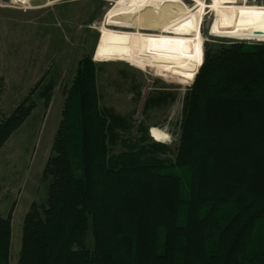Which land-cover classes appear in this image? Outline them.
Listing matches in <instances>:
<instances>
[{"label": "trees", "instance_id": "16d2710c", "mask_svg": "<svg viewBox=\"0 0 264 264\" xmlns=\"http://www.w3.org/2000/svg\"><path fill=\"white\" fill-rule=\"evenodd\" d=\"M96 69L82 59L65 92L45 200L24 216L17 264H264V42L198 52L173 158L158 156L169 147L147 142L141 123L136 136L99 106ZM28 110L0 121V148ZM10 241L8 213L0 264Z\"/></svg>", "mask_w": 264, "mask_h": 264}, {"label": "rangeland", "instance_id": "374dc122", "mask_svg": "<svg viewBox=\"0 0 264 264\" xmlns=\"http://www.w3.org/2000/svg\"><path fill=\"white\" fill-rule=\"evenodd\" d=\"M248 2L264 4L261 0ZM115 3L116 0H0V121L18 108H29L0 148V216L11 215L9 264L18 261L25 214L32 203L45 200L42 171L62 117L65 92L82 59L90 57L97 67L99 106L129 118L133 123L131 133L136 136L141 123L147 128V142L169 147L158 156L173 158L184 97L200 67L191 81L198 52L203 48L204 58L206 43L264 42L210 34L213 12L208 7L203 8L200 17L196 14V36L126 33L123 30H140L104 23ZM48 83L52 85L51 96L45 106L40 92ZM157 97L164 100L152 103L151 99ZM151 126L166 132L167 140H154ZM113 149L117 151L119 146ZM180 175L185 181V173ZM87 243L91 246L90 236Z\"/></svg>", "mask_w": 264, "mask_h": 264}, {"label": "bare ground", "instance_id": "6f19581e", "mask_svg": "<svg viewBox=\"0 0 264 264\" xmlns=\"http://www.w3.org/2000/svg\"><path fill=\"white\" fill-rule=\"evenodd\" d=\"M206 7L213 12L209 25L210 34L264 40V4L248 0H210L209 3L204 0H193L191 5L183 0H116L108 11L104 23L140 30H123L132 34L196 36L199 34L196 14L200 17L201 11ZM146 30L166 34L147 33ZM150 136L156 141H166L168 138L166 132L155 126L150 127Z\"/></svg>", "mask_w": 264, "mask_h": 264}, {"label": "built area", "instance_id": "2783aa9c", "mask_svg": "<svg viewBox=\"0 0 264 264\" xmlns=\"http://www.w3.org/2000/svg\"><path fill=\"white\" fill-rule=\"evenodd\" d=\"M261 1H264V0H261Z\"/></svg>", "mask_w": 264, "mask_h": 264}]
</instances>
